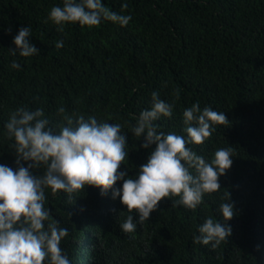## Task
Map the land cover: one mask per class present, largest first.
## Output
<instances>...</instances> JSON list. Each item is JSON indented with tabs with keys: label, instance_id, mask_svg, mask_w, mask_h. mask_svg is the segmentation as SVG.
I'll return each instance as SVG.
<instances>
[{
	"label": "trees",
	"instance_id": "1",
	"mask_svg": "<svg viewBox=\"0 0 264 264\" xmlns=\"http://www.w3.org/2000/svg\"><path fill=\"white\" fill-rule=\"evenodd\" d=\"M62 2L0 0V163L17 167L15 141L4 128L12 111L42 108L58 130L63 106L121 124L128 158L118 171L135 175L155 145L140 147L143 137L130 125L151 107L153 91L174 105L171 117L157 121L164 132L185 134L182 112L194 103L224 112L228 122L191 147L205 159L225 147L234 155L220 190L205 194L197 208L175 205L178 196L162 198L149 220H134L131 233L119 225L137 212L111 191L102 196L87 186L69 196L46 188L45 207L68 229L60 247L71 264H264V0H104L111 11L130 15L129 24L69 23L61 32L48 12ZM22 26L32 30L34 56L11 54ZM60 40L63 47L56 48ZM13 60L21 68H12ZM228 192L235 209L227 221L231 236L216 248L195 243L207 217L222 219L218 209Z\"/></svg>",
	"mask_w": 264,
	"mask_h": 264
},
{
	"label": "clouds",
	"instance_id": "2",
	"mask_svg": "<svg viewBox=\"0 0 264 264\" xmlns=\"http://www.w3.org/2000/svg\"><path fill=\"white\" fill-rule=\"evenodd\" d=\"M48 19L62 32L69 23L93 27L103 20L123 27L129 24L131 16L111 11L104 0H63L62 5L50 8ZM31 31L28 26L19 28L12 41L16 47L10 49L13 56L39 53L31 42ZM63 43L57 41L55 47L61 48ZM11 67L19 69L21 65L13 60ZM173 107L153 91L151 107L141 110L135 124L130 125L135 137H143L140 147L148 149L155 145L132 176L127 170L118 171L128 158L127 137L121 124L68 113L61 106L57 112L62 123L57 130L49 126L42 108L30 110L21 106L12 111L4 128L8 137L14 138L17 167L0 163V264H71L60 247L68 229L60 227L59 221L51 218L50 208L45 207L46 188L53 194L62 190L69 196L87 186L97 187L102 196L111 191L112 199L119 198L129 212H137L135 218L128 215L120 223L125 233L135 231L134 220H149L162 198L178 196L175 205L195 209L205 194L220 190L219 177L233 163L232 149L219 148L212 158L205 159L191 145L203 144L216 130L215 124L228 122L226 115L209 106L201 109L197 102L182 112L185 134L159 130L157 121L162 116L171 117ZM41 167L43 174L33 175L31 170ZM117 181H122L119 187L114 186ZM229 201L228 192V199L218 209L222 219L207 217L198 226L195 243L211 242V247L216 248L231 236L227 221L235 209Z\"/></svg>",
	"mask_w": 264,
	"mask_h": 264
}]
</instances>
